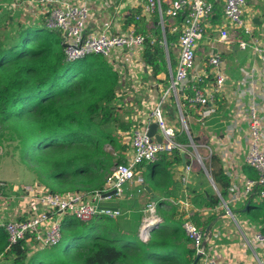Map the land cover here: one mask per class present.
I'll use <instances>...</instances> for the list:
<instances>
[{
  "label": "built area",
  "instance_id": "built-area-1",
  "mask_svg": "<svg viewBox=\"0 0 264 264\" xmlns=\"http://www.w3.org/2000/svg\"><path fill=\"white\" fill-rule=\"evenodd\" d=\"M33 1L0 2V11L2 8L11 9L12 6L15 11L19 7L29 8L41 20L43 28L59 34L66 62L88 55H100L106 59L119 79L127 81L133 88L138 84L137 89L144 87L145 90L139 101V116L131 124L130 130L124 133L127 144L125 160L112 167L102 188L93 191L57 192L51 191L39 181L22 186L19 191L25 203L24 212L0 223L6 235V249L21 241H25V249L32 246L34 249L46 250L56 246L62 239V225L66 217L89 222L99 215L111 218L120 215L118 208H98L101 201H109L111 198L102 197L104 193L115 189V194L123 197L128 185H144L140 167L142 162H153L160 153L187 151L188 144L176 140V131L165 115L164 104L172 96L178 103V98L185 95L183 92L186 81L196 65V47L208 29L215 30L216 41L227 47L236 42L241 50L248 49L253 55H264L263 36L256 32L246 15V0H104L107 6L113 7V12L107 13L100 24H94V15L88 0H38L37 7ZM216 3L221 4L220 18L215 16ZM124 8L138 10L134 14L135 21L155 16L161 35L157 37L140 33L134 24L122 28ZM166 29L177 35L176 42L168 44ZM237 34L243 37L237 38ZM148 39L150 44L159 45L165 54L168 72L167 79L164 80L168 87L163 90L162 87L158 88L156 76L143 60L142 54ZM247 71L248 79L242 82V90L246 92L245 108L248 118L245 130L248 143L244 162L252 168L254 175L243 176L239 182L235 181L231 186L232 198L229 199V202L239 201L244 206L250 203L260 204L264 200V67L258 69L251 66ZM144 72L149 77L146 83L137 77V73L142 75ZM191 78L195 83L191 86L192 95L188 97V101L198 105L196 119L204 124L216 111V100L226 90L228 77L221 51L211 45L203 66ZM148 102L153 105L144 115L140 110L142 107L146 108ZM179 115L183 128L187 131L181 112ZM152 122H156L157 132L161 136L160 142L147 134L148 125ZM189 138L190 147L196 152L197 143ZM203 147H206L210 157L217 155L222 165L227 167L232 163L230 158L233 155L228 148L215 146L213 151L205 144ZM196 156L197 161L204 167L200 155L196 153ZM189 174L191 165L184 164L181 176L184 191L178 202L181 229L192 243L194 255L197 257L196 264H218L212 252L213 223L200 228L191 219L198 207L190 200L189 192L185 188L189 182ZM0 187L3 194L16 191L15 188H8L2 181ZM221 207L226 208L225 214L236 223L240 241L246 246L250 243L253 252L259 251L264 256V222L242 230L229 203L221 200ZM156 222H160V217L155 203L151 201L143 211L142 224L139 227L138 236L141 241L147 242L153 229L151 225ZM260 254L256 257L259 264H264Z\"/></svg>",
  "mask_w": 264,
  "mask_h": 264
},
{
  "label": "trees",
  "instance_id": "trees-1",
  "mask_svg": "<svg viewBox=\"0 0 264 264\" xmlns=\"http://www.w3.org/2000/svg\"><path fill=\"white\" fill-rule=\"evenodd\" d=\"M5 1L10 0H0ZM9 12L10 9H1L0 29L6 31L8 28V32H12L14 16L9 15ZM215 16H221L220 3H216ZM132 17L130 20H133ZM140 21L136 22L139 32H153L157 37L161 35L158 26L150 29L143 19ZM21 29L15 37L6 35L4 40L0 38V128L6 122H12L11 125L16 126L11 128L22 137L20 140L25 146L28 161L36 166L34 169L40 170L48 185L43 181L39 182L51 191H93L102 188L106 182L104 177L110 173L109 169L116 163L124 162L127 144H119L121 153L119 152L116 162L107 155L104 146L119 143L117 129L129 131L131 128V120L120 118L121 105L116 95V89L120 85L117 73L100 55H88L66 62L60 36L54 31L36 25L27 26L26 23L22 24ZM166 39L168 44L176 42L177 35L166 29ZM169 47L171 53V46ZM142 56L154 76L165 72V54L159 45L150 44L148 39ZM101 69V78L105 84L93 78L92 72ZM194 83L195 80L189 75L183 92L185 98L180 99L185 120L187 114L196 115L198 108V105L188 101ZM217 103L218 108L205 120L204 125L211 126L215 133L222 136L226 121L220 120L227 117L226 103L222 98ZM188 129L196 143L197 136L189 126ZM127 131L121 133L123 137ZM176 140L189 144V137L184 130L176 132ZM210 158L211 163L218 161L216 155ZM181 160L180 153L175 150L170 154L160 153L153 162H142L140 167L145 165L149 172L144 185L147 182L151 186L168 179V164L175 162L181 165ZM185 162H189L186 156ZM207 170L216 189L202 179L200 189L192 188L190 192L202 202L203 207H220L221 200L229 198L230 177L221 165L211 170L208 164ZM263 210L264 200L260 204L250 203L245 211L250 218L253 212H257V216L264 215ZM214 216L208 215L202 220L201 214L195 212L191 219L202 228ZM100 218V222H106L111 217L103 215ZM89 222L69 217L62 225L61 247L57 244L51 250L36 252L28 258L23 247L25 241H21L3 253L4 259L9 260V264H118L127 258V251L132 250L131 247H136V243L128 238L117 242L107 237L103 231L89 235L96 226ZM175 226L176 223L173 222V232ZM177 229L184 234L181 223H177ZM87 242L88 246L83 247ZM147 245L148 248L150 244ZM147 248L142 252L144 261L140 264H166L163 260L151 261L156 252L149 254ZM72 249L78 252L74 254ZM177 259L178 264L186 262L179 256Z\"/></svg>",
  "mask_w": 264,
  "mask_h": 264
},
{
  "label": "crops",
  "instance_id": "crops-1",
  "mask_svg": "<svg viewBox=\"0 0 264 264\" xmlns=\"http://www.w3.org/2000/svg\"><path fill=\"white\" fill-rule=\"evenodd\" d=\"M113 1H119V0H113ZM88 4L94 15V24H100L101 21L105 18V16H107V13L113 12V7L107 6L104 0L103 1L88 0ZM259 5L260 6L262 5L261 9L256 8L259 7ZM102 8H105L106 10ZM245 9H246V15L250 18L252 24L254 25V28L256 29V32L261 33L264 40V20H263L264 0H246ZM123 11H124V15H122L123 22H121L122 28H124L129 24H134L136 30L138 31L136 22L142 19L144 21V24L146 26H149L150 29L157 27V19L155 16H152L149 19L141 18L140 20L135 21L134 14H136L138 10H134V9L131 10L128 8H124ZM130 17H132L133 20H130ZM255 17L258 18V23H255L253 21ZM144 34L155 35L153 32H149V33L147 32ZM216 34L217 33L215 30L208 29L205 33L203 40L205 39L206 43L209 44L208 45L209 47L206 46L207 48L210 49L211 47L210 45H213L216 49L220 50L222 57L224 59V68L228 79L226 81V90L223 95L218 97V100L222 98L225 101L227 117L226 119L220 120L221 122H223V120L226 121L224 125V129L222 131L223 135L219 136L218 133H215L213 137H211L212 139L210 144L213 145L214 148L215 146H219V147L224 146L228 148V151L233 155V158H230V161H232L230 166L226 167L222 165L220 162V158L217 155L216 156L218 158V161L216 163H218V166L221 165L224 171H226L230 177V183H231L230 194H229V198L225 202H228L229 204L230 203L233 204V209L230 207V205L229 207L232 209L234 213L236 222L241 226V229L244 230L249 226L251 227V225L255 223L248 221L249 218H246L245 216L247 215L246 211L244 210L245 206H242V204L239 201L229 202V199L232 198L231 186L233 185V183L235 181L239 182L240 178L243 176L254 175V172L249 167H247V165L244 162L245 147L248 142H247L246 132L245 131L242 132V128L239 127V124L243 123V121H241L239 117L243 116V112L246 111L245 108L246 92L242 90V82L248 79L247 70L250 69L251 66L258 69H262L264 67V55L263 56L253 55L248 49L241 50L236 45V42H234L232 45L227 47L226 45H223L222 43L216 41ZM240 37L243 36L237 34V38ZM147 78L149 80L148 76ZM159 82L161 81H158L157 85H159ZM141 89L144 90V87ZM184 96H180L178 98V103L176 102L174 96H172L164 104L165 115L168 121L172 125H173L172 120H174L173 118L174 113H176V116L179 118V120H181L179 115V112H181L182 114L180 99L185 98ZM217 108H218V103H217ZM138 116H139V112L137 113L136 111V116L134 118L130 117L131 122L137 120ZM192 118L196 119V115L187 114L186 120L183 116V121L187 127V131L184 128L180 127V130H184L187 133L188 137L191 136L189 133L187 120ZM205 127L209 132H214V128H212L211 126L205 125ZM242 140L246 144H243L244 142L242 143ZM125 141H122V143L125 144ZM189 142H190V138H189ZM188 152H189L188 148L185 153L181 151L179 152L180 155L181 153H184V162H182L181 160V165H178L175 162L168 164L167 170L169 171V175H170L168 179L160 180L159 182H156L154 185L151 186L147 182L143 186L131 184L127 186L125 195L123 197L108 199L109 201H115V200L118 201L119 205L117 208L120 211V215H118V218L115 217V219L117 218L115 220L116 221V223L114 224L115 226L109 227L108 230L104 231V234L107 237L112 238L113 240L116 239V236H121L126 233H128V235L136 236L137 232L139 231V226L143 218V211L146 205L152 201V195H153L154 197H157V201H155L154 203L156 205L157 214L160 217V222L164 221L165 224L157 225L158 227L159 226L160 227L157 230L154 229L150 232V237L153 238V241L151 243L149 242L151 248L156 250L165 249V251H167L165 252L167 253V259H165L166 260L165 263L172 264L173 258L176 261V258H178L179 256L182 260L186 261L185 264H195L196 263L195 260L197 257L194 255V248L192 246L191 241L188 238H186V236L177 229V223H178L177 220L180 217L179 215L181 213L178 202L182 198L184 191L183 190L184 184L181 181L182 169L184 164H190L191 174H189L188 176L189 182L185 185V188L189 192L190 200L198 207L197 212L201 214L202 220H204L208 215H212V214L215 215L211 219L209 224L213 223L214 234L212 236V239L214 241V247H212V252L215 258L217 259L218 264H259L256 255L258 256L260 252L259 251L253 252L252 251L253 248H251L252 245L250 243H248V245L246 246L244 242L240 241L238 237L240 234L236 223H234L235 224L234 225L235 229H234L233 227H231V225H229V223H227V221H225L224 219L225 217H223L224 214H221V212L223 213L222 211L223 207L220 208L221 207L220 206L209 209L203 207L202 204H199L198 202L195 201L197 197L192 192H190V189L195 188L196 190H199L201 184L203 185V182L202 179L200 180L198 179L199 175L197 173L192 172V165H193L192 156H190ZM185 156L189 160V162L187 163L185 162ZM141 171L144 175V179H146L149 173L147 167L145 165L142 166ZM109 174L110 173H107V175L104 177V181H106ZM192 176L195 178H192ZM2 179H0L2 180V182L6 180L5 183L8 186V188L10 189L15 188L16 191H10L5 194L0 192V223L12 218L13 216L20 215L22 212H24V208H25L24 200L21 198V194L19 191V189H21L22 187H18L19 183H17V181L16 182L8 181L7 180L8 178H2ZM30 183H33V181L27 183L24 182V185L22 186H28ZM209 183L214 189H216L214 182L212 183L211 181H209ZM194 184L196 185L194 186ZM144 186L148 187L152 195L150 192L144 190ZM205 211H207L206 214L203 213ZM217 211L218 212L221 211L219 212L220 213L219 215L216 213ZM238 214L243 215V217L239 221L236 219V216ZM100 217L101 216L99 215L95 218H100ZM67 218L69 217H66L64 221ZM173 222L176 223L174 232L172 231ZM95 223L96 226L91 231V234L92 232L100 233L101 232L100 230H102L100 221ZM166 223H169V225ZM219 224H222L223 228L225 227L224 229L221 230V232H219L216 227V225ZM231 235L234 236L232 238L235 240L234 243H230ZM163 236L166 238V241L162 239ZM179 236H181V239H178ZM235 236L238 237L239 241H237V238H235ZM154 246H156L157 248H154ZM168 247H170L169 251H168ZM179 249L181 250V253H179ZM248 249L251 251L250 253ZM6 250H7L6 235L2 226L0 225V263L1 264L2 263L9 264V260L4 259V255H3V253ZM26 251L29 258L32 255H34L36 252H40L44 250L43 249L38 250V249H34L32 246H28L26 247ZM261 258L264 259V256L261 255Z\"/></svg>",
  "mask_w": 264,
  "mask_h": 264
},
{
  "label": "rangeland",
  "instance_id": "rangeland-1",
  "mask_svg": "<svg viewBox=\"0 0 264 264\" xmlns=\"http://www.w3.org/2000/svg\"><path fill=\"white\" fill-rule=\"evenodd\" d=\"M33 3L36 7L39 5L38 0H34ZM14 8L15 7L12 6V8L10 9V12L8 13L9 15L12 14L14 16V20L12 22V23H14V24H12L13 31L8 32L9 31L8 28L6 29V31L3 30V28H1L0 29V38L1 39L4 40L6 35H11L14 37L19 35V33L22 30L21 29L22 24H25V23L27 26L36 25L37 27H43L41 20L39 18H37L32 13V10H30L29 8H20L19 7L18 11H15ZM256 8L261 9L262 5L261 6L259 5V7H256ZM167 23H170V22L168 21ZM150 24H152V23H150ZM10 26H11V24H10ZM208 45L209 44L206 43L205 39L204 40L202 39L201 41H199V43L196 47V56H195L196 57V65L190 74L191 77L199 70V68H201L203 66V64L206 60V57L210 52V49L206 47ZM171 61H172V69L174 70L175 62L173 60V53L171 55ZM163 63L165 65V72L156 75V79H155L156 80L155 82L157 84H158V81H161V82H159L158 88L162 87V90L165 87L166 88L168 87L166 80H164V78L167 79V72H168V68L166 67V60H163ZM102 72H103L102 69L99 71H96V72L93 71L92 72L93 78L99 80L102 84H105V82L101 78ZM137 77L140 80H143L145 83L148 80L145 72L142 75H140V73H137ZM118 82L120 85L116 89V95H117V97L119 99V103L121 105L120 118L125 120V121H126V119L130 120V117L134 118L136 116V111H137V113L139 112L138 103H139V101H141V98L143 97V92L145 89L144 90L143 89H141V90L137 89L136 87L138 86V84H136V87L133 88L130 83H127L126 81H123L121 79H119ZM79 91H81V89ZM152 105L153 104L151 102H148L147 107L146 108L142 107L140 110V113L144 112V115L147 114L150 111V109L152 108ZM123 112H125V113H123ZM246 116H247V112L244 111L243 116L239 117L240 120L243 121V123L239 124V127L242 128V132H244L247 128L248 118ZM173 118H174V120H172V123H173L174 129L176 131L180 130V127L181 128L184 127L183 122L181 120H179V118L176 116V113H174ZM133 122L134 121H132L131 123H133ZM187 122H188V126L193 131L194 135H196L198 137V139L196 141L197 142V144H196V150L197 151L196 152L193 150L192 147H190V144L187 145V148L189 149V152L192 155V163H193L192 172L197 173L199 175L198 176L199 180L203 179L205 182L210 184L209 178L207 177L205 171L203 170L202 165L197 161L196 153L200 155V158L204 162V167L206 169H207L208 164L210 165L211 170H214L218 167V163H211V161H210L211 158H210L209 152L206 149V147H203V145L205 144L206 146L210 147L214 151V146L211 145L210 143H211V139H212L211 137H213L215 132H209L207 130V128L205 127V125L200 124L195 118L194 119L193 118L188 119ZM11 123L12 122H6L0 128V179L8 178L7 179L8 181H12V182L17 181V183H19L18 187H22V185H24V182L27 183L30 181H33V182L43 181L47 184V182L45 181V178L43 177L40 170L38 168L34 169V167L36 168V166H34L33 163H30L28 161V157L26 156L25 146L23 143H21V140H20V139H22V137L20 136L19 133L15 132L12 129V128H16V126L14 124L11 125ZM128 124L130 126V123H128ZM123 131L124 130L121 128L116 130V133L119 135V139H118L119 143L118 142L113 143V144L109 143V144H106L104 146V148L106 149L107 155L109 154L112 157L113 161H115V162H116V159L119 157V154L121 153L118 146L126 138V137H123L121 134ZM243 142L244 141L242 140V143ZM243 144H246V143L244 142ZM121 145H123V144H121ZM246 148H247V145H246L245 149ZM110 169H112V168H110ZM110 169H109V171H110ZM105 174H106V171L104 172V175ZM192 178H195V177L192 176ZM2 180H0V181H2ZM69 180H72V179H69ZM196 183H197V181H196ZM195 185L196 184H194V186ZM195 201L198 202L199 204H202V202H200L198 200V198ZM229 205L233 209V204L230 203ZM222 211H223V213L221 211H219V212H221V214H224L223 217H225L224 218L225 221H227V223H229V225H231V227L234 228L235 222L229 216H227L225 214L226 208L225 207L222 208ZM219 212L217 211L216 213L219 215L220 214ZM262 212L264 213V210ZM253 213L254 214H252V217H250L251 219L249 218V216L245 215L246 218H249L248 219L249 222L251 221L255 224H261L262 222H264V215L257 216V212H253ZM116 217L118 218V216H116ZM242 217H243L242 214H238L236 216V219L239 221V220H241ZM116 219L114 217V218H110L106 222H100V224L102 226V230H100V231L104 232V231L108 230L109 227L115 226L114 224L116 223V221H115ZM98 221H101V218H94L89 223H92L94 226V223L98 222ZM177 222L180 223L179 218H178ZM141 224H142V221H141ZM141 224H140V226H141ZM159 224H165V222L162 221V222H156V223L152 224L151 225L153 227L152 230H154V229L157 230L160 227V226L159 227L157 226ZM216 227H217V230L219 232H221V230L225 228V227L224 228L222 227V224L216 225ZM92 233L94 234V232H92ZM232 234H234V233H232ZM89 235L92 236L91 231L89 232ZM233 237H234L233 235L230 236V243L235 242V240L232 239ZM238 237L235 236V238H237V241H239ZM126 238H128V240L131 241L132 243H136V247L135 248L131 247L132 250L127 251V258L123 262L118 263V264H140L142 261H144V259H143L144 256L142 255V252L144 251V249L147 248V246H148L147 244H149V242L151 243L153 241V238H151L149 236L147 242H143L139 239L138 232H137L136 236L128 235V233H126V234H123L121 236H116V239H114V240H116L117 242H120V241L125 240ZM162 239L164 241H166V238L164 236L162 237ZM154 240H155V238H154ZM88 244H89V242L84 244L83 247H87ZM80 245H81V243H80ZM61 246H62V244H60L59 247H61ZM154 248H157V247L154 246ZM150 249H151V245L147 248V250L149 251V254L156 252L153 255V257L151 258V261H153V260H163L164 262L166 261V260H164V259H167V257H166L167 253H165L167 251H165V249H157V250L153 249V248L151 250ZM48 250H51V249H48ZM71 251L74 254L78 252V251H74V249H72ZM248 251H249V253L251 252L249 249H248ZM172 262H173L172 264H178L179 259L176 258V261H175V259L173 258ZM157 264H160V263L157 262ZM166 264H171V263H166Z\"/></svg>",
  "mask_w": 264,
  "mask_h": 264
},
{
  "label": "water",
  "instance_id": "water-1",
  "mask_svg": "<svg viewBox=\"0 0 264 264\" xmlns=\"http://www.w3.org/2000/svg\"><path fill=\"white\" fill-rule=\"evenodd\" d=\"M253 21H254L255 23H258V18L255 17V18L253 19ZM147 134H148L149 136H151V137H154L156 141H158V142L161 141V136H160L159 133L157 132V125H156V122H152V123H150V124L148 125V128H147ZM181 157H182V162H184V153H181ZM203 170L205 171L207 177L209 178V181H211V182L213 183L212 177L210 176V174H209V172L207 171V169H206L205 167H203ZM207 172H208V173H207ZM111 184H112V183H110V186H111ZM144 190H146L147 192H150V193H151V191L148 189L147 186H144ZM151 195H152V193H151ZM107 196H111V198H118V195L115 194V189H111V190H109L108 192H106V193H104V194L102 195V197H107ZM155 201H157V197H154V196L152 195V202H155ZM118 205H119V203H118L117 200H115V201H101V202L99 203L98 208H99V209L109 208V209H113V210H114V209H116V208L118 207ZM248 206H249L248 204L245 205L244 210H246ZM196 261H197V258H196L195 262H196ZM195 264H196V263H195Z\"/></svg>",
  "mask_w": 264,
  "mask_h": 264
}]
</instances>
